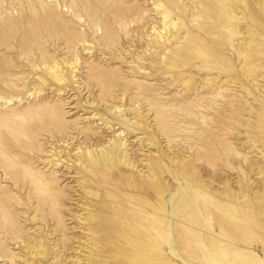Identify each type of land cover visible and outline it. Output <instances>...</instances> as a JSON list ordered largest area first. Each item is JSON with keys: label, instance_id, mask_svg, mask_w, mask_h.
<instances>
[{"label": "rangeland", "instance_id": "rangeland-1", "mask_svg": "<svg viewBox=\"0 0 264 264\" xmlns=\"http://www.w3.org/2000/svg\"><path fill=\"white\" fill-rule=\"evenodd\" d=\"M40 1L0 0V18L16 21L22 7H33L40 16L54 11L56 18L49 28L56 30V39L48 40L44 51L57 61L78 57L79 69L72 79L71 72L63 68L65 81L57 85L41 76L45 74L42 70L34 72L29 60L19 56L16 30L5 35L7 44L0 45V264H71L78 256L87 258L86 243L82 244L86 242L85 225L80 228L85 209L78 202L84 174L74 162L82 159L77 150L84 153L120 142L138 171L162 160L170 184L181 182L177 173L182 163H192L196 180L208 181L214 188L226 183L235 186L241 176L237 168L242 165L245 170L250 163L264 167L263 143L249 131L264 100L256 88L264 86V74L258 78L242 75L241 62L231 47L227 54L238 74L235 78L216 63L197 62L195 53H190V64L178 63L172 68L161 58L167 52L164 46L157 39L151 43V28L160 24L151 2ZM120 5H136L141 18L129 24L128 13L119 10ZM238 10L232 9L222 21L236 24ZM107 32L115 43L105 36ZM78 38L79 44L71 43ZM89 63L96 65L102 86L88 80ZM241 83H247L253 94H242ZM32 90L40 94L34 95ZM138 105L140 115L133 110ZM116 107L123 111L121 117L113 116ZM105 121L113 128L105 127ZM136 121L138 125L133 124ZM123 131L128 137L120 134ZM168 157L179 160L175 167ZM248 175L255 182L261 178L253 172ZM185 179L181 182L184 188L176 185L183 196L195 199V180ZM41 181L57 185L58 196L64 200L55 203ZM57 212L63 216L68 240L63 231L55 230L50 214L56 216ZM191 242L190 246L183 244V264H191L193 259V264H244L243 256H227L215 243ZM39 245L45 246L42 258L29 255L28 247Z\"/></svg>", "mask_w": 264, "mask_h": 264}, {"label": "bare ground", "instance_id": "bare-ground-1", "mask_svg": "<svg viewBox=\"0 0 264 264\" xmlns=\"http://www.w3.org/2000/svg\"><path fill=\"white\" fill-rule=\"evenodd\" d=\"M146 1L151 2L152 11L160 19V24L151 28V43L157 39L167 50L161 55L163 63L172 68H176L178 63L190 64V53H195L198 56L197 62L216 63L235 78L238 74L230 54H227V49L231 47L241 62L239 71L242 75L251 77L250 74H255L258 78L264 74L261 72L264 71L261 68L264 65V0ZM43 4L47 3L41 5ZM21 9L16 21L7 17L0 18V45L7 44L5 35L9 36L12 29L14 32L16 30L18 54L24 60H29L34 72L42 70L45 74L41 76L60 85L65 81L66 71L63 68H66L71 72V78L75 79L79 69L78 57L70 61H57L49 52L44 51L45 43L56 39V30L49 28L56 18L54 11L40 16L33 7ZM232 9H239L236 11L237 19L234 20L238 22L231 24L229 20L222 21ZM119 10L127 11L126 19L129 24L141 18L136 5L126 8L120 5ZM240 23L244 24V29H241ZM108 33L105 36L115 43V39L109 37ZM80 42L81 39L78 38L71 43L76 45ZM92 64L88 80L101 85L97 67ZM38 80L44 81L41 77ZM120 81L121 78H118V82ZM238 88L242 94H253L247 83H241ZM256 88L264 94V86L256 85ZM32 91L34 95L40 94L37 90ZM253 101L257 102V99L254 98ZM261 104L249 131L251 135L258 136L264 146V100H261ZM133 110L139 115L143 113L141 105ZM122 113L120 107L113 109L114 117H121ZM133 124L139 123L136 121ZM104 125L108 129L114 126L108 121ZM121 133L125 134L124 131ZM92 136L93 134L86 135L85 138L90 139ZM125 137L128 136L125 134ZM119 143L113 141L106 148H97L98 151H93L97 150L95 148L85 149L84 153L77 150L76 155L82 159L75 158L78 161L74 162L84 174L83 181L79 184L82 199L78 202L85 209L80 228L85 225L86 242L82 244L86 243L88 254L85 259L76 257L71 264H183V246L192 245L191 241L197 245L215 246L209 244L215 243L220 246L219 251L227 256H243L241 259L244 264H264V167L261 163L256 162L257 166L250 163L249 170H245L241 164L237 168L240 179L232 188L227 183L223 188H214L206 183L208 181H197L194 165L182 163L178 167L180 174L177 175L181 182L186 181V176L195 180L192 191L195 199H192L182 195L183 191L179 187H183L184 183L170 184L172 181L164 170L162 160L146 166V171H138L137 164L127 158L125 145ZM228 151L231 152L229 149ZM232 153L234 156L238 155L237 152ZM167 160L174 167L179 162L169 157ZM248 172L261 178L256 183L251 180ZM41 185L48 187L55 203L64 200L58 196L57 185L43 181ZM41 201L37 200V203ZM44 202L50 203L46 199ZM41 209L42 212L45 210L43 207ZM61 213L57 212L56 216L52 213L50 217L55 220V230L63 231V237L66 238ZM80 237H83V233ZM66 239L65 242L68 240ZM28 249L29 255L34 254V258L40 259L44 255L45 246ZM74 252L76 251L73 254ZM168 254L171 256H167ZM193 262L194 259L190 261L191 264Z\"/></svg>", "mask_w": 264, "mask_h": 264}]
</instances>
